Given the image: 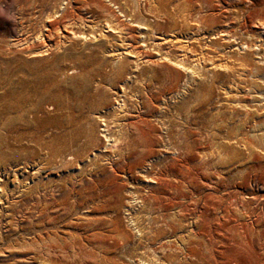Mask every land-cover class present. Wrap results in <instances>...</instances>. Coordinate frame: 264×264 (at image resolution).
<instances>
[{"label": "rangeland", "instance_id": "obj_1", "mask_svg": "<svg viewBox=\"0 0 264 264\" xmlns=\"http://www.w3.org/2000/svg\"><path fill=\"white\" fill-rule=\"evenodd\" d=\"M136 63L129 97L144 84L161 90L169 74L173 91L156 104L153 135H163L169 102L174 143L191 153L162 154L174 176L161 188L111 177L92 204L78 203L86 166L57 130L61 103L74 92L96 96L98 83L93 103L112 102L122 70ZM182 173L179 232L160 221L164 247L136 249L135 227L156 228V207L181 190ZM0 189V264H264V0H0ZM51 195L60 205L45 213L58 224L43 238L56 232L67 250L33 258L46 201L37 198ZM136 195L147 205L128 208ZM115 230L130 244L105 239Z\"/></svg>", "mask_w": 264, "mask_h": 264}, {"label": "bare ground", "instance_id": "obj_2", "mask_svg": "<svg viewBox=\"0 0 264 264\" xmlns=\"http://www.w3.org/2000/svg\"><path fill=\"white\" fill-rule=\"evenodd\" d=\"M33 38L34 41H38L42 38V35L39 34ZM132 54L133 52H130L128 55L132 56ZM135 55V58L139 57L138 53ZM179 67L187 71L182 63L179 64ZM137 71H142L139 63L135 64L134 69L122 70L119 77L121 86L117 93V98L112 102L93 103V99L97 98L96 96L103 94L100 88L101 83H98L95 87L96 96L74 92V96L78 97L77 100L69 101L68 104L65 101L61 103V123L60 127H57V130L59 128L64 129L66 133L63 137L70 141L69 145L74 149L71 156L76 157L79 163L86 166V169H84L86 176L81 179V182L73 190L74 198L78 203L85 200L89 204H92L98 195H102L105 192V188L99 187V185L111 177L125 176L129 180L134 177L139 180L143 178L148 186L157 184L161 188V182L164 179L168 181L169 178L174 176L169 170H166V166L168 165L164 164L166 157L164 158L162 154H170L172 151H175L181 158L191 153L189 145L184 147L175 145L174 143L170 115L171 106L169 102H165L163 135L157 139L153 135L156 131L152 125V120L157 118L156 104L161 97L168 99L167 97L171 96L173 91L169 74L164 79L165 85H163L162 91L157 88L151 89L147 84H144L141 89L134 88L136 95L130 96L132 98L131 104L127 103V100L130 98L128 95L130 91L129 85L133 84L132 82L135 80L140 82L135 76ZM89 87L88 85L83 86L86 92H89ZM131 91L133 94L132 89ZM99 111H101V115H97ZM95 117H98L99 124ZM180 175L181 190L174 187L172 188V194L162 195V197H165L166 202H169L167 208H164L162 202L156 207V211L159 212V221H157L158 219L155 220L157 224L156 228L146 232L143 226L139 224L135 227V231L139 237L136 249L146 248L147 246L144 247L146 242L149 245L151 242L153 244V242L162 241L160 243L161 248L164 247L163 240H166L168 237V232L160 226L161 222L173 235L179 232L180 224L187 218L185 206L187 196L184 192V189L187 188L185 186L186 178L183 173ZM33 192L35 193V191ZM156 194L154 196L151 195V199L156 200ZM2 195L3 190L0 189V196ZM137 195L128 199V208L137 200L142 205H147L146 203L149 199L142 195L137 197ZM60 199L58 195L37 198V200H46L39 206L38 226H34L39 230L35 235L39 241L34 244L31 243L26 255L40 259L45 258L59 248L66 249L63 247V243L59 241L60 238L56 235V232H54V237L49 242L43 238L47 226L58 224L57 216H53L47 221L49 213L46 214L45 212H48L49 208H57L60 205ZM127 211L129 210L127 209ZM26 219L29 221L32 218L28 216ZM114 232L106 236L104 235L105 239L112 240L115 246H127L130 244L129 235L119 230H115ZM69 251L67 252L69 253Z\"/></svg>", "mask_w": 264, "mask_h": 264}]
</instances>
